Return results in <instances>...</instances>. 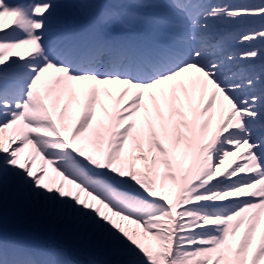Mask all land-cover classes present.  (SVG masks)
<instances>
[{"label": "snow or ice", "instance_id": "snow-or-ice-1", "mask_svg": "<svg viewBox=\"0 0 264 264\" xmlns=\"http://www.w3.org/2000/svg\"><path fill=\"white\" fill-rule=\"evenodd\" d=\"M10 214L90 264H264V0H0V264H77Z\"/></svg>", "mask_w": 264, "mask_h": 264}, {"label": "rangeland", "instance_id": "rangeland-1", "mask_svg": "<svg viewBox=\"0 0 264 264\" xmlns=\"http://www.w3.org/2000/svg\"><path fill=\"white\" fill-rule=\"evenodd\" d=\"M9 227H10L11 232L14 235H16L17 237L18 236L33 237V235H31L30 232L24 226L14 225V224H11L9 222ZM37 230L39 231L40 229H37ZM53 234H54V236H53ZM45 236L50 237V239L49 240H46V239H38L37 240L36 239V240L38 242H42V243L47 242V244H45V245H55L57 247H62V248L67 249L69 251V253L71 254V257L78 264H90V262L93 261V260L102 259L101 257L92 256V255H89V254L81 251L70 240H68V239H66V238H64V237H62L60 235H57V234H55L53 232L49 231V234H48V231H46ZM71 243L74 244V246Z\"/></svg>", "mask_w": 264, "mask_h": 264}, {"label": "bare ground", "instance_id": "bare-ground-1", "mask_svg": "<svg viewBox=\"0 0 264 264\" xmlns=\"http://www.w3.org/2000/svg\"><path fill=\"white\" fill-rule=\"evenodd\" d=\"M9 2H11V0H9ZM218 2H220V0H213V3H218ZM226 2H230V3H241V2H254V3H258L259 0H226ZM235 159H236V157H234V156L229 157L225 161V166H227L229 163H231ZM37 163H39V161H37ZM9 222L11 224H14V225L24 226L30 232V234L33 235V237H28V236H26V237L25 236H18L17 237V238H19V239H21L23 241H26V242H29V243H32V244H35V245H45V244H47V242L42 243V242H38L37 240L38 239H46V240H49L50 239V237L45 236V233H46L47 230H45V228L43 227V225L41 224V222L38 221V220H17V219H15L10 214L9 215ZM9 229H10V227H9ZM37 229H40V230L38 231ZM10 232H11V230H10ZM48 234H49V231H48ZM53 236H54V234H53ZM72 245L74 246V244H72Z\"/></svg>", "mask_w": 264, "mask_h": 264}]
</instances>
